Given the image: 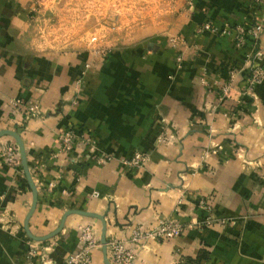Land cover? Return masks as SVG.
<instances>
[{
	"label": "crops",
	"instance_id": "0c3cea01",
	"mask_svg": "<svg viewBox=\"0 0 264 264\" xmlns=\"http://www.w3.org/2000/svg\"><path fill=\"white\" fill-rule=\"evenodd\" d=\"M114 2L0 0V130L25 147L37 192L28 230L43 237L79 210L104 218L106 241L125 240L137 224L214 216L232 221L146 241L132 264H188L201 251L198 264H264V82L246 94L250 51L264 66V0H138L137 21L129 6L116 15ZM256 22L254 49L198 32ZM18 98L40 115L21 123ZM67 131L76 136L64 152ZM134 153L147 156L138 169L121 162ZM31 204L21 163L0 159V264H59L83 247L88 226L98 241L90 264H104L99 219L70 214L37 242L24 230Z\"/></svg>",
	"mask_w": 264,
	"mask_h": 264
},
{
	"label": "built area",
	"instance_id": "2783aa9c",
	"mask_svg": "<svg viewBox=\"0 0 264 264\" xmlns=\"http://www.w3.org/2000/svg\"><path fill=\"white\" fill-rule=\"evenodd\" d=\"M256 6H262V0H254ZM198 32H211L221 35H232L236 48L245 49L252 43V49H254L257 40L263 32V26L261 23H254L252 25L236 24V25H223L222 27H215L209 23H204L198 27ZM249 66V74L246 80V94L251 96L252 91L257 85L264 82V66L261 65V53L258 51H250L247 56ZM236 72L231 73L229 83L223 87L222 95L227 96L229 94L231 81L234 79ZM20 101L18 99L12 102V106L19 107ZM23 102L21 103V105ZM26 113V112H25ZM30 113V114H29ZM28 116L24 121L30 120L40 115L36 106L29 108ZM76 136L74 132L67 131L59 136L62 150L67 152L71 149V143L73 137ZM0 159L9 167H18L20 164L19 150L15 142H9L0 145ZM98 163H105L111 160L110 157L101 156L98 159ZM147 161V156L143 153H134L130 158L122 160V164L129 168L138 169L143 166ZM94 197H98L96 193ZM204 205V202H201ZM217 220L208 216L202 222H195L192 225L183 224L175 220H158L155 226H147L143 224H137L130 232V235L125 240L111 239L106 242L108 259L112 264H132L136 256V250L143 248L146 241H169L179 235H181L186 229L208 227L215 223ZM80 239L84 243L83 247L77 252L66 257L63 262L59 264H90L91 251L97 246L96 241L92 235L91 228L84 227L81 230ZM30 255H37V248L32 247ZM44 256H41V261L44 263ZM47 263V262H46Z\"/></svg>",
	"mask_w": 264,
	"mask_h": 264
},
{
	"label": "water",
	"instance_id": "95a60500",
	"mask_svg": "<svg viewBox=\"0 0 264 264\" xmlns=\"http://www.w3.org/2000/svg\"><path fill=\"white\" fill-rule=\"evenodd\" d=\"M1 137H10L11 139H13V141L15 142L18 150H19V156H20V163H21V166H22V169H23V172H24V175L26 177V180L31 188V191H32V204H31V207H30V210L25 218V222H24V230L27 234V236L34 240V241H37V242H43V241H46V240H49L51 239L52 237L56 236L58 233H60V231L63 229V226H64V223H65V220L67 218L68 215L70 214H79V215H84V216H88V217H94V218H97L101 221L102 223V231H101V238H100V245H101V250H102V255H103V261H104V264H112L109 259H108V255H107V248H106V223L104 221V218L102 216H99V215H95V214H92V213H87V212H84V211H79V210H68L66 211L60 222H59V225L58 227L51 233L43 236V237H35L33 236L30 231L28 230V220L30 218V216L32 215L34 209H35V206H36V202H37V192H36V188H35V185L32 181V178H31V175H30V172H29V168H28V165H27V160H26V153H25V147H24V144H23V141L20 137V135L13 131V130H9V129H2L0 130V138Z\"/></svg>",
	"mask_w": 264,
	"mask_h": 264
},
{
	"label": "rangeland",
	"instance_id": "374dc122",
	"mask_svg": "<svg viewBox=\"0 0 264 264\" xmlns=\"http://www.w3.org/2000/svg\"><path fill=\"white\" fill-rule=\"evenodd\" d=\"M40 2H41V0H39ZM104 1H106V0H104ZM133 1V2H132ZM137 1L138 0H131V2H130V0H129V2H128V0H115V2H114V8L116 9V15H119V12L118 11H121L120 9L125 5V6H129V9L128 10H126L125 12L126 13H128V16H130V14H132V13H136L137 15L135 16V18L134 19H136L135 21H137V19H138V4H137ZM117 9H118V11H117ZM39 13V12H38ZM37 13V11H36V13H35V16H36V18H39V17H37V16H39V14ZM127 16V17H128ZM108 17H105L104 19H107ZM101 19V18H100ZM118 24V25H117ZM115 27H116V29L114 30V33L117 35L119 32V30L118 29H121V25H119V23L117 22V16H115ZM117 30V31H116ZM130 30V29H129ZM121 31V30H120ZM119 43V42H118ZM117 43V44H118ZM18 100L20 101V103L18 104L19 105V107H15L16 109H19V110H21V112H22V120H21V123H23V121L25 120V117L26 116H28V114H27V112L29 113V108H31V106H36L37 107V109H38V111H40V107L38 106V104H36V102H33V101H31V100H27V99H23V98H18ZM23 102V104L21 105V103ZM14 108V107H13ZM26 112V113H25ZM40 113H41V111H40ZM30 114V113H29ZM262 177V176H261ZM262 180H264V177H263V179ZM263 188V191H264V187H262ZM212 218H214V219H216L217 221L216 222H220L221 224H228V222L229 221H232V220H230V219H218V218H215L214 216H212ZM160 220H162V219H160ZM163 220H168V219H163ZM229 220V221H228Z\"/></svg>",
	"mask_w": 264,
	"mask_h": 264
},
{
	"label": "trees",
	"instance_id": "16d2710c",
	"mask_svg": "<svg viewBox=\"0 0 264 264\" xmlns=\"http://www.w3.org/2000/svg\"><path fill=\"white\" fill-rule=\"evenodd\" d=\"M206 258V253L201 251L194 260H189L188 264H198L199 261Z\"/></svg>",
	"mask_w": 264,
	"mask_h": 264
}]
</instances>
